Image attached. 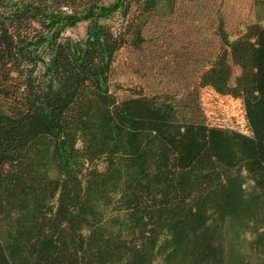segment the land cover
<instances>
[{"label": "trees", "instance_id": "1", "mask_svg": "<svg viewBox=\"0 0 264 264\" xmlns=\"http://www.w3.org/2000/svg\"><path fill=\"white\" fill-rule=\"evenodd\" d=\"M163 1L0 0V264H264V24L219 26L184 103L119 97ZM201 88L240 99L246 155Z\"/></svg>", "mask_w": 264, "mask_h": 264}, {"label": "rangeland", "instance_id": "2", "mask_svg": "<svg viewBox=\"0 0 264 264\" xmlns=\"http://www.w3.org/2000/svg\"><path fill=\"white\" fill-rule=\"evenodd\" d=\"M263 9L258 0H164L148 19L139 47L123 48L117 56L116 80L124 87L119 97L129 95L128 89H140L172 95L180 105L195 83L199 71L212 62L220 46L218 27L222 26L229 39L238 37L246 24H264ZM119 26L118 20L112 21ZM86 22H79L65 34L84 36ZM238 73L234 69V75ZM201 105L210 113L212 124L222 128L225 137L240 142L236 156L248 152L240 99L214 96L208 89L199 90ZM236 134V135H235Z\"/></svg>", "mask_w": 264, "mask_h": 264}]
</instances>
